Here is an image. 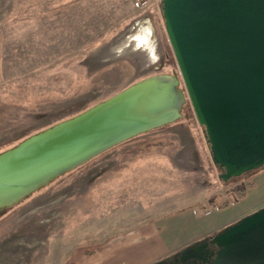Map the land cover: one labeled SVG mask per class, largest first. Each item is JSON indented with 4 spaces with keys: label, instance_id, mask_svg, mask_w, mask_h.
<instances>
[{
    "label": "rangeland",
    "instance_id": "374dc122",
    "mask_svg": "<svg viewBox=\"0 0 264 264\" xmlns=\"http://www.w3.org/2000/svg\"><path fill=\"white\" fill-rule=\"evenodd\" d=\"M160 2L0 0V152L147 77L177 76L185 90ZM219 173L186 96L180 118L0 209V264H132L203 223L191 213L166 221L169 212L250 181L208 218L226 227L264 206V167L229 182Z\"/></svg>",
    "mask_w": 264,
    "mask_h": 264
},
{
    "label": "water",
    "instance_id": "95a60500",
    "mask_svg": "<svg viewBox=\"0 0 264 264\" xmlns=\"http://www.w3.org/2000/svg\"><path fill=\"white\" fill-rule=\"evenodd\" d=\"M160 10L185 90L177 76L147 77L0 152V209L180 118L186 96L222 181L264 167V0H161ZM176 255L264 264V206Z\"/></svg>",
    "mask_w": 264,
    "mask_h": 264
},
{
    "label": "crops",
    "instance_id": "0c3cea01",
    "mask_svg": "<svg viewBox=\"0 0 264 264\" xmlns=\"http://www.w3.org/2000/svg\"><path fill=\"white\" fill-rule=\"evenodd\" d=\"M212 194L210 193V195H212ZM214 194H216V193H214ZM206 198L207 199L204 200L203 203H197V204L190 206L188 208H181V209L179 208L176 211H174L173 213L169 212V213L164 215V218L167 221V219H172L175 216H181L185 213H191L190 216L193 217L191 219H193L195 223L198 224V223L203 222L202 224L198 225L197 228H195V231H193V230L190 231L185 237H183V239L180 238L176 241H174L173 237H171V236H170L171 239H168V240L161 238V242L163 243V247L160 249V251L158 253H151L148 256H144L143 258H139L140 254H139V252L136 251L135 253H133V256H131V260L133 263L132 262H130V263H132V264H152L153 262H155L159 259L165 258L167 256H170V255L180 251L184 247L188 246L189 244L196 242L197 240L203 239V238L210 236V235L218 232L219 230H221V228H223L230 221L218 223V222H216V219L211 220L210 218H208V216L211 215V211H214L216 208L210 207L208 204V196ZM228 220H230V219H228ZM152 225H154V224H152ZM152 229H154V228H152ZM157 233H159V235H160L159 231ZM136 245H137V237L134 239V241L131 240L130 244H128V246H131L132 248H135ZM101 253L102 252L101 251L99 252V250H98L97 252L96 251H90L88 253L85 252V255L98 257L97 259H99L98 255H100ZM122 262L123 261H111L109 263L110 264H123ZM72 264H76V262L73 261ZM103 264H108V262H104Z\"/></svg>",
    "mask_w": 264,
    "mask_h": 264
},
{
    "label": "trees",
    "instance_id": "16d2710c",
    "mask_svg": "<svg viewBox=\"0 0 264 264\" xmlns=\"http://www.w3.org/2000/svg\"><path fill=\"white\" fill-rule=\"evenodd\" d=\"M91 107H92V106H91ZM89 108H90V107H89ZM87 109H88V108H86V109H84V110H82V111L80 110V112L75 113V114L72 115L71 117H68V118H65V119H62V120L60 119V120L57 121L56 123H58V122H60V121L67 120V119H69V118H72V117H74V116H76V115H78V114L84 112V111L87 110ZM56 123H53V124H52V123H46V124H43L42 126L40 125L38 128L45 127L44 129H47V128L53 126V125L56 124ZM44 129H42V130H44ZM42 130H39V131H37V132H40V131H42ZM37 132H35V133H37ZM35 133H34V134H35ZM29 136H30V135H29ZM29 136H27V137H29ZM27 137H26V138H27ZM253 186H254V181L247 182L246 184H244L243 187H238V188H236V189L230 191V192H229L230 197H227V198H224L222 195H220V194H218V193L213 194L212 196H210V197L208 198V204H209V206L212 207V208H224V207H226V206H228V205H230V204H232V203L238 201L240 198H242V197L246 194L247 189H249V188H251V187H253Z\"/></svg>",
    "mask_w": 264,
    "mask_h": 264
},
{
    "label": "flooded vegetation",
    "instance_id": "af4514ba",
    "mask_svg": "<svg viewBox=\"0 0 264 264\" xmlns=\"http://www.w3.org/2000/svg\"><path fill=\"white\" fill-rule=\"evenodd\" d=\"M176 253L175 254H172V255H170V256H168V257H165L166 259H167V261H168V263H173V264H183L181 261H176L175 259H176Z\"/></svg>",
    "mask_w": 264,
    "mask_h": 264
}]
</instances>
